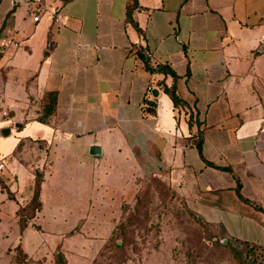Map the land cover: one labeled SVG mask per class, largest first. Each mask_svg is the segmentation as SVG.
<instances>
[{"label":"crops","instance_id":"0c3cea01","mask_svg":"<svg viewBox=\"0 0 264 264\" xmlns=\"http://www.w3.org/2000/svg\"><path fill=\"white\" fill-rule=\"evenodd\" d=\"M136 2L140 32L131 0H43L37 21L27 0H0V264L17 249L92 264L144 175L166 180L224 240L264 247V0ZM139 54L176 80L150 74ZM162 80L186 106L174 108ZM36 186L40 209L21 230ZM70 197L85 214L50 212Z\"/></svg>","mask_w":264,"mask_h":264},{"label":"rangeland","instance_id":"374dc122","mask_svg":"<svg viewBox=\"0 0 264 264\" xmlns=\"http://www.w3.org/2000/svg\"><path fill=\"white\" fill-rule=\"evenodd\" d=\"M62 202L64 208L55 203L50 212L62 210V215L64 210H74L85 214L88 208L82 197L78 200L70 197ZM121 205L111 235L98 241L99 250L92 264H264L263 250L249 248L232 239L224 240L221 230L199 223L185 198L160 177H133L131 192ZM49 219H44L43 229L58 230L54 223L46 222ZM62 226L66 231L73 225ZM58 262L57 251L35 258L20 256L17 262L16 255L12 259V264L62 263Z\"/></svg>","mask_w":264,"mask_h":264},{"label":"trees","instance_id":"16d2710c","mask_svg":"<svg viewBox=\"0 0 264 264\" xmlns=\"http://www.w3.org/2000/svg\"><path fill=\"white\" fill-rule=\"evenodd\" d=\"M132 3L129 4L128 8H127V18L128 20H130L132 22V24L134 25L135 29L139 31V28L137 27V25L132 21V18H131V12L132 10L137 6V2L136 0H131ZM139 57L142 59L143 61V64H144V68L150 73V74H154V75H163V76H171L174 81L176 80L177 76L173 73V71L165 66V65H159L155 68H152L148 62V60L142 55V54H139ZM156 86H160V88L162 89V91L168 95V97L170 98V100L172 101V104L174 106V108H181V107H184L186 106V103L179 97V95L177 94L176 92V88H175V85H172L170 87H167L164 83H163V80L162 81H159L156 83ZM155 102L153 99H146L144 101V106H143V112L145 114H149V115H153L155 114ZM52 113V108L50 110H44L42 112V115H41V121H45V119ZM194 142V146L197 148L199 154H201V139H200V132L197 133V138L195 140H193ZM19 146L18 145V149H19ZM237 195L241 198V196L239 195V191L238 189L235 190ZM244 200V199H243ZM245 202H248L245 200ZM40 201H39V192H38V187L36 186L35 189H34V193H33V196L30 200V202L25 206V207H22L19 209L18 211V216H19V225H20V229L22 230L25 226H26V222L27 220L31 219L34 217L35 213L37 211H39L40 209ZM193 215V214H192ZM193 217L199 222V223H202L204 225H209V224H206L204 223L202 220L198 219L196 217V215H193ZM212 226V225H210ZM212 227H215V226H212ZM219 230H221L219 227H215ZM222 231V230H221ZM123 233L121 232V235ZM222 234L224 236V233L222 231ZM123 236V235H122ZM124 237V236H123ZM229 240V239H228ZM233 241H236V242H239V243H242L246 246H248L249 248H254V249H258V250H263L264 251V247H260V246H256V245H252L250 243H247V242H243V241H240V240H236V239H232ZM228 245V244H227ZM116 247H119L117 244H116ZM123 248V247H122ZM121 248V249H122ZM120 249V248H118ZM22 257L24 258L26 255L22 253L21 250L17 249L16 250V262H17V259L19 257ZM14 259V257H13ZM59 263V262H58ZM12 264V262L10 263ZM59 264H63L62 263H59Z\"/></svg>","mask_w":264,"mask_h":264},{"label":"built area","instance_id":"2783aa9c","mask_svg":"<svg viewBox=\"0 0 264 264\" xmlns=\"http://www.w3.org/2000/svg\"><path fill=\"white\" fill-rule=\"evenodd\" d=\"M31 6L32 14H33V21H37L40 15L44 13V3L43 0H27ZM60 22V18L57 16L54 18V23L58 24ZM152 89L148 87L147 89V96L151 97ZM7 116V112L2 109L0 104V119L5 118ZM4 170V163L0 162V175H2Z\"/></svg>","mask_w":264,"mask_h":264},{"label":"water","instance_id":"95a60500","mask_svg":"<svg viewBox=\"0 0 264 264\" xmlns=\"http://www.w3.org/2000/svg\"><path fill=\"white\" fill-rule=\"evenodd\" d=\"M152 96L153 97H156L157 96V91L156 90H153L152 92ZM16 127L17 126H20V125H15ZM9 133V129H3L1 131V134L2 135H7ZM89 154L92 155V156H98L100 155V148L97 146V145H92L90 148H89ZM58 261L59 262H62V257L61 255H58Z\"/></svg>","mask_w":264,"mask_h":264}]
</instances>
